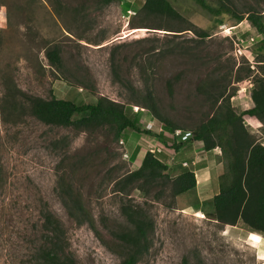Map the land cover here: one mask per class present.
<instances>
[{"label":"rangeland","instance_id":"374dc122","mask_svg":"<svg viewBox=\"0 0 264 264\" xmlns=\"http://www.w3.org/2000/svg\"><path fill=\"white\" fill-rule=\"evenodd\" d=\"M145 1L0 0V264H43L39 252L47 210L63 225L78 264H117L112 232L126 225L123 204L142 207L155 224L152 246L139 264H264V237L249 238L241 221L226 229L214 220L213 198L200 202L194 190L155 201L158 189L147 194L133 188L128 196L115 191L123 175L139 168L138 148L155 147L156 135L148 133L142 111L135 113L143 109L144 118L153 115L136 104L138 89L150 87L161 117L190 133L212 112L200 89L214 81L227 87L225 97L231 96L238 112L254 106L251 92L264 70V48L247 17L261 16L264 23V0H207L229 11L219 17L194 0H168L183 22L144 15ZM236 16L245 19L238 24ZM53 46L61 51V70L47 59ZM13 86L27 96L77 105L109 98L124 104L140 131L117 138L108 127L80 131L45 124L24 99L15 109L8 97ZM245 123L262 138L264 127ZM202 150H197L200 162L222 156L219 147L211 154ZM62 179L83 195L96 230L68 215L59 198ZM214 192L216 182L210 195Z\"/></svg>","mask_w":264,"mask_h":264},{"label":"trees","instance_id":"16d2710c","mask_svg":"<svg viewBox=\"0 0 264 264\" xmlns=\"http://www.w3.org/2000/svg\"><path fill=\"white\" fill-rule=\"evenodd\" d=\"M100 1L105 5L112 2ZM194 1L213 17L229 12L221 3L214 5L207 0ZM141 12L146 16L184 21L168 0H146ZM235 19L239 24L245 17L236 16ZM247 20L262 35L261 46L264 48L262 17L252 14ZM183 31H190L205 38L210 36L196 27H185ZM46 56L52 66L60 70L63 68L64 62L58 46L50 47ZM168 89L172 93L171 84H168ZM200 90L210 98L212 112L193 131L191 142H202L205 151L219 147L224 162V173L218 180L219 192L210 201L212 211L209 214L223 225L236 226L242 221L250 231L264 234V146L245 123L248 121L256 129L264 127V70L254 80L251 92L254 106L242 112L232 106L231 96L225 97L227 87L221 86L219 81L207 84ZM8 91V97L14 101L15 109L21 105L20 100L24 99L31 114L48 125L74 127L80 131L108 127L117 138H120L123 132L140 131L137 120H132L126 115L124 104L106 97H100L95 104L77 105L55 97L46 100L38 96H27L14 86ZM137 94L140 97L135 101L136 104L144 105L162 121L158 120L157 123L163 126V132L156 136L162 140L165 137L173 140L172 132L178 128L159 114L154 91L146 86L138 89ZM138 155L141 157L139 168L119 179L115 186L117 193L128 196L131 189L135 188L149 194L151 191L147 189H158L153 198L160 201L164 196L175 199L196 189L197 179L193 172L186 171L173 177L168 166L153 154L139 149ZM59 198L68 215L77 224H88L96 230L83 195L65 179L59 183ZM121 212L126 219V225L120 231L112 232L117 242V249L113 251L120 257L117 264H139L152 246L155 235L154 221L140 206L123 204ZM43 231L46 241L44 248L39 252V259L43 264H78L69 251L63 225L49 210L43 215Z\"/></svg>","mask_w":264,"mask_h":264},{"label":"crops","instance_id":"0c3cea01","mask_svg":"<svg viewBox=\"0 0 264 264\" xmlns=\"http://www.w3.org/2000/svg\"><path fill=\"white\" fill-rule=\"evenodd\" d=\"M72 102V101H71ZM142 116V115H141ZM262 145L264 146V137L262 136V138L260 139ZM155 146L158 145H163L166 148V153L165 155H161V159L163 161H165L166 163H169L168 168L170 170V174L173 177H176L184 172H186L187 170H185L186 168L183 166L184 163H188L189 168L188 171H194L195 172V176L197 179V187H196V194L198 196V199L200 200V202H204L207 200H210L212 198H214L218 191V177L219 175H221L222 173L217 172L218 171H223L224 167L222 165V160H221V156L215 154L213 158V163L208 164V162L206 161H199L198 160V154H197V150L203 148V152L206 154H211V151H205L203 144L201 145L200 143H197L199 141H193V142H189L185 145L182 146H177V145H173L171 146L172 140H168V141H164L161 139V137L158 136H154V140H153ZM169 142V143H167ZM167 143V144H166ZM166 144V145H165ZM177 148H176V147ZM168 149H171L173 151V153H169ZM173 159V161H172ZM171 162V164H170ZM196 162V163H195ZM215 162H217V164H215ZM196 167V168H195ZM195 168V169H194ZM194 169V170H193ZM215 172V180L213 177V173ZM216 182V187H217V192H214L215 194L210 195V191H211V187L214 185V183ZM188 193V192H187ZM186 194V193H185ZM197 209V208H196ZM200 209H197V212H202L199 211ZM202 214V213H201ZM242 222V221H241ZM240 222L237 224L239 225ZM246 226V225H245ZM226 229H228V227H231L229 225H225ZM237 227V226H235ZM246 235L247 233L249 234V238L251 235H257L260 238V242L264 237V234L262 233H257V232H252V231H248L246 229ZM259 242V243H260ZM258 243V244H259Z\"/></svg>","mask_w":264,"mask_h":264},{"label":"built area","instance_id":"2783aa9c","mask_svg":"<svg viewBox=\"0 0 264 264\" xmlns=\"http://www.w3.org/2000/svg\"><path fill=\"white\" fill-rule=\"evenodd\" d=\"M140 111H142V113L145 112V111H143V109H136L135 113H139ZM148 112H149V110H148ZM141 117H142V119L145 123L146 129L149 133L153 132L154 135H159L160 133L163 132V126L159 125L157 123L158 119H156L153 115H151V117L148 115V117H146V118H144L143 116H141ZM153 127L157 131L154 130ZM172 137H173V140H172L171 146H173V145H184V144L189 143L191 141L192 133H190L189 131H183L181 129H175L172 132ZM148 152L153 154L155 157L159 158L165 165H169V163H166L165 161H163L160 158L161 155H165V153H166V148L164 146L163 147L155 146L154 148H151ZM172 161H173V159H172ZM170 164H171V162H170ZM183 166L185 168H189L188 163H184Z\"/></svg>","mask_w":264,"mask_h":264},{"label":"bare ground","instance_id":"6f19581e","mask_svg":"<svg viewBox=\"0 0 264 264\" xmlns=\"http://www.w3.org/2000/svg\"><path fill=\"white\" fill-rule=\"evenodd\" d=\"M173 131H174V130H173ZM171 132H172V131H171ZM150 142H151V141H150ZM167 143H169V142H167ZM167 143H166V144H167ZM199 143H200V142H199ZM149 144H150V143H149ZM166 144H165V145H166ZM200 144H201V143H200ZM139 145H140V144H139ZM140 147H141V146H140ZM136 149H137V148H136ZM138 150H139V148H138ZM145 151H146V150H145ZM210 151H211V150H210ZM136 152H137V151H136ZM126 155L128 156L127 153H126ZM134 155H135V153H134ZM134 163H135V162H134ZM195 163H196V162H195ZM136 164H137V163H136ZM137 165H138V164H137ZM136 168H137V167H136ZM195 168H196V167H195ZM195 168H194V169H195ZM194 169H193V170H194Z\"/></svg>","mask_w":264,"mask_h":264},{"label":"clouds","instance_id":"9594fccd","mask_svg":"<svg viewBox=\"0 0 264 264\" xmlns=\"http://www.w3.org/2000/svg\"><path fill=\"white\" fill-rule=\"evenodd\" d=\"M190 142H191V141H190ZM186 144H187V143H186ZM184 145H185V144H184ZM167 166H168V165H167ZM187 171H188V170H187ZM190 172H193V173L195 174V172H194V171H191V170H190Z\"/></svg>","mask_w":264,"mask_h":264}]
</instances>
